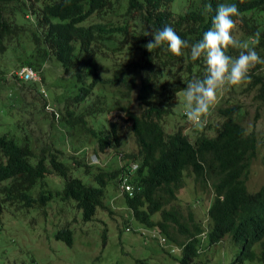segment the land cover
<instances>
[{
    "label": "trees",
    "instance_id": "trees-1",
    "mask_svg": "<svg viewBox=\"0 0 264 264\" xmlns=\"http://www.w3.org/2000/svg\"><path fill=\"white\" fill-rule=\"evenodd\" d=\"M209 3L235 4L241 15L233 35L264 57V0H0V234L4 215L33 213L30 225L39 218L56 229L55 240L72 246L73 228L99 225L97 214L105 213L157 239L177 264L219 248H230L235 264L264 263V186L248 185L264 139V64L250 81L219 91L220 105L199 127L185 116L181 90L202 78L203 58L191 61L189 49L174 56L145 48L146 34L165 25L190 43L200 40L214 15ZM52 58L60 88L44 74ZM24 67L39 80L20 78ZM28 96L42 124L35 138L30 118H14V106ZM176 115L185 124L168 132ZM32 142L42 145L35 150ZM89 148L112 160L89 164ZM52 209L55 222L47 217ZM167 243L180 250L171 254Z\"/></svg>",
    "mask_w": 264,
    "mask_h": 264
},
{
    "label": "rangeland",
    "instance_id": "rangeland-1",
    "mask_svg": "<svg viewBox=\"0 0 264 264\" xmlns=\"http://www.w3.org/2000/svg\"><path fill=\"white\" fill-rule=\"evenodd\" d=\"M46 66L44 73L46 81L50 84L53 83L55 88L63 87L60 86V80L57 82L56 78H54L57 70L61 72V67L58 62L52 58ZM261 73L264 74V70H262ZM12 87V85H7L3 86L2 89L7 94V92L9 93V91L12 90ZM14 90L16 97V92H18V90L15 88ZM44 91L47 93L46 89ZM51 94L54 93L49 90V96L47 98L50 97L51 99ZM220 95L218 91L214 106L220 105L222 98ZM29 98L30 96L24 98L25 101L19 108L14 106L13 112L16 121L19 119L23 123L25 119L30 118L29 127L32 128V130L36 129V131L33 130L31 134L32 137L35 138L37 133L41 135L43 132H38L37 130L39 127H42V124L36 123L37 121L34 119L32 112L35 106L32 105ZM53 109L52 105L46 108L48 113H52ZM262 114L264 115V103L262 104ZM31 117L33 118L31 119ZM239 117L243 120L247 118L245 115ZM172 121H168L166 126L168 132L174 129L175 124L177 126L185 124L179 115H176ZM44 127H47V124H44ZM4 128V126L0 127V131H3ZM258 130L259 133L264 136V126L258 127ZM50 134H53L52 131H50ZM32 141H34V139H32ZM32 143L35 146V150L42 145L40 143H36V145L35 142ZM65 152L66 155H74L71 148H67ZM258 152L260 154L253 163L251 170L253 176L248 182L249 188L252 190L264 186V139L261 143V149L258 146ZM86 158L89 164H98L101 166H104V163H110L112 160V157L110 158L107 156L101 158L93 157L91 148L87 149ZM93 158H95L96 163L92 162ZM111 193H108V201L111 200L113 196ZM212 196V193H208L206 199L208 200L212 198ZM121 204L122 207L117 208L118 210H122L123 207H125L122 199ZM54 214V209L48 211L47 217L51 222H55L56 220L52 217ZM34 215L33 213H24V215H4V228L0 234V264H177L176 260L178 256L172 259L166 255L157 243V239H151L150 237L146 238L139 233L125 230V225L120 217L112 219L105 213H98L97 216L103 222L99 225L95 222L78 224L73 228V244L72 246H67L63 242L53 238L56 229L52 228L51 224H44L43 226L41 223L42 220L38 218L35 223L30 225ZM131 226L134 231L139 227L135 221H132ZM104 231L107 235L105 243L102 241ZM219 249L220 250L211 253V255L209 254L205 257L199 256L193 264H235V254L230 248H226L227 250L223 248ZM244 264L264 263L253 261L245 262Z\"/></svg>",
    "mask_w": 264,
    "mask_h": 264
},
{
    "label": "clouds",
    "instance_id": "clouds-1",
    "mask_svg": "<svg viewBox=\"0 0 264 264\" xmlns=\"http://www.w3.org/2000/svg\"><path fill=\"white\" fill-rule=\"evenodd\" d=\"M207 13H213L211 27L203 34L202 38L195 43L182 39L170 25L154 32H148L151 36L145 48L151 52L160 48L174 56L184 54V49H189V59L197 61L203 58L204 74L202 78L190 80L186 87L181 90L184 101V111L187 120L194 126L203 127L205 117L213 108L218 91L225 88L231 89L250 81V72L258 64H264V57H261L254 47H249L237 40L233 35L236 21L234 17L241 15L235 4H219L215 9L212 5L206 4ZM261 33L257 31L253 43L258 44ZM245 49L240 51L238 56L227 54V49ZM93 163H96L93 158ZM160 242L165 243L164 240ZM171 254L180 249L167 243L164 245Z\"/></svg>",
    "mask_w": 264,
    "mask_h": 264
},
{
    "label": "built area",
    "instance_id": "built-area-1",
    "mask_svg": "<svg viewBox=\"0 0 264 264\" xmlns=\"http://www.w3.org/2000/svg\"><path fill=\"white\" fill-rule=\"evenodd\" d=\"M17 75L24 80H39V76L28 67H24L23 69H21V71Z\"/></svg>",
    "mask_w": 264,
    "mask_h": 264
}]
</instances>
